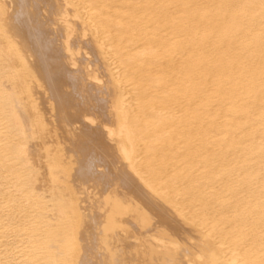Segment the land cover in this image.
<instances>
[{
    "label": "bare ground",
    "instance_id": "6f19581e",
    "mask_svg": "<svg viewBox=\"0 0 264 264\" xmlns=\"http://www.w3.org/2000/svg\"><path fill=\"white\" fill-rule=\"evenodd\" d=\"M0 264H264V0H0Z\"/></svg>",
    "mask_w": 264,
    "mask_h": 264
}]
</instances>
